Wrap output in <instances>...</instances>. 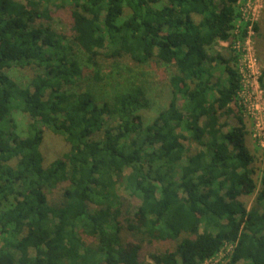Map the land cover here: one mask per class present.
<instances>
[{
    "label": "trees",
    "instance_id": "trees-1",
    "mask_svg": "<svg viewBox=\"0 0 264 264\" xmlns=\"http://www.w3.org/2000/svg\"><path fill=\"white\" fill-rule=\"evenodd\" d=\"M243 2L0 0V264H200L225 245L223 264H264V154L259 169L237 99L235 42L258 33L242 24ZM49 5L68 8L71 37L41 24ZM100 52L173 70L168 105L150 124L141 88L101 101L77 92ZM13 69L30 71L28 85ZM15 112L28 119L25 137ZM231 115L238 125L225 132ZM45 131L67 149L49 163ZM118 185L139 201L133 213ZM122 231L140 238L122 243ZM144 242L174 247L143 257Z\"/></svg>",
    "mask_w": 264,
    "mask_h": 264
},
{
    "label": "rangeland",
    "instance_id": "rangeland-1",
    "mask_svg": "<svg viewBox=\"0 0 264 264\" xmlns=\"http://www.w3.org/2000/svg\"><path fill=\"white\" fill-rule=\"evenodd\" d=\"M25 2V0H22ZM50 15L52 16L50 23L42 22L44 26H51L54 30L62 33L67 37H71V19L68 8L55 9L53 6H48ZM243 12L242 24L256 23L258 26V33H255L251 27L248 28L246 38H241V34L235 42L236 52L239 55V70L242 75V92L238 96L241 102V109L244 112L245 124L247 126L248 136L246 137V145L255 154L258 160L255 163L257 168H261L262 154H264V0H246L240 4ZM240 33V32H239ZM214 51L220 54L223 58H228L231 54L229 47L226 44H219ZM77 55L80 56L79 51L76 50ZM97 58V68L91 66L84 67V81L80 83L77 92H84L85 90L91 92L96 96L98 101L108 100L124 91L141 88L144 91L145 98L148 102V107L143 109L140 114L145 124H150L157 114L165 109L170 99V85L169 80L173 73L172 69L165 68L155 63L139 66L130 62L116 63L110 58H106L104 52ZM254 60L255 64L248 60ZM247 65L249 67H247ZM97 76V81L94 80V75ZM221 71H216L215 76L222 78ZM30 71L13 69L8 73V76L17 83L20 87H25L29 83ZM215 81V80H214ZM262 81V83H261ZM261 93L263 95H261ZM110 97V98H109ZM18 126V134L20 137L26 136V129L28 119L25 115L15 112L12 115ZM227 127L224 131L227 132L230 128L236 127L238 122L232 115L228 119H223ZM44 142L41 151L45 158V163H49L56 158H59L66 152V146L63 140L45 131ZM192 150L197 148L191 147ZM65 184L62 185L50 197L52 203L60 200L61 190L64 189ZM117 194L128 202V209L133 213L139 201L133 198L125 189L124 186L118 185ZM243 201L250 207L253 204V197L244 198ZM91 210H95L90 206ZM122 243L137 242L140 237H134L132 233L122 231L120 233ZM84 240L88 241L86 237ZM174 242H153L148 244L146 242L142 245V256L147 252L160 253L166 250H172ZM145 264H154L148 257L145 258Z\"/></svg>",
    "mask_w": 264,
    "mask_h": 264
},
{
    "label": "built area",
    "instance_id": "built-area-1",
    "mask_svg": "<svg viewBox=\"0 0 264 264\" xmlns=\"http://www.w3.org/2000/svg\"><path fill=\"white\" fill-rule=\"evenodd\" d=\"M240 11L242 12L241 8H240ZM242 16H243V12H242ZM250 63L253 64L254 60H252V59L248 60L249 66H251ZM248 65H247V67H249ZM254 65L255 64H253V66ZM239 73H240V70H239ZM241 77H242V75H241ZM241 92H240V94H241ZM240 94L238 96H240ZM261 95H263V94L261 93ZM239 103L241 105V102H239ZM262 133L264 134V129H263ZM232 251H233V246L225 245L224 248L216 256H214L210 259H206L203 262H201L200 264H223L224 262H227L229 260V258L231 257Z\"/></svg>",
    "mask_w": 264,
    "mask_h": 264
}]
</instances>
